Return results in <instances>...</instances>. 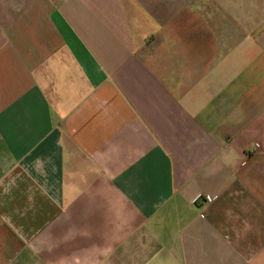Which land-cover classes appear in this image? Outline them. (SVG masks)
I'll return each instance as SVG.
<instances>
[{
	"label": "crops",
	"instance_id": "crops-1",
	"mask_svg": "<svg viewBox=\"0 0 264 264\" xmlns=\"http://www.w3.org/2000/svg\"><path fill=\"white\" fill-rule=\"evenodd\" d=\"M0 264H264V0H0Z\"/></svg>",
	"mask_w": 264,
	"mask_h": 264
},
{
	"label": "built area",
	"instance_id": "built-area-1",
	"mask_svg": "<svg viewBox=\"0 0 264 264\" xmlns=\"http://www.w3.org/2000/svg\"><path fill=\"white\" fill-rule=\"evenodd\" d=\"M200 198H203V195H201V194H197V195L194 197V200H198V199H200ZM211 198H212V196L209 195V194H205V195H204V199H205L206 201H210Z\"/></svg>",
	"mask_w": 264,
	"mask_h": 264
}]
</instances>
